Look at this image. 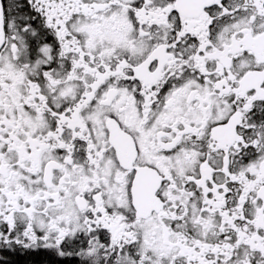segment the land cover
<instances>
[{
  "label": "flooded vegetation",
  "instance_id": "obj_1",
  "mask_svg": "<svg viewBox=\"0 0 264 264\" xmlns=\"http://www.w3.org/2000/svg\"><path fill=\"white\" fill-rule=\"evenodd\" d=\"M0 6V264H264V0Z\"/></svg>",
  "mask_w": 264,
  "mask_h": 264
},
{
  "label": "water",
  "instance_id": "obj_2",
  "mask_svg": "<svg viewBox=\"0 0 264 264\" xmlns=\"http://www.w3.org/2000/svg\"><path fill=\"white\" fill-rule=\"evenodd\" d=\"M1 25H2V20H1V10H0V46L2 44V36H1L2 29H1Z\"/></svg>",
  "mask_w": 264,
  "mask_h": 264
}]
</instances>
